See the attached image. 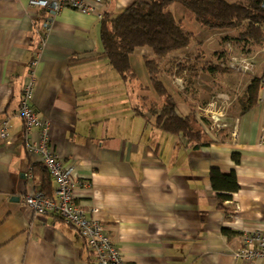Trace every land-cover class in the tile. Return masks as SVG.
<instances>
[{"label": "crops", "instance_id": "crops-1", "mask_svg": "<svg viewBox=\"0 0 264 264\" xmlns=\"http://www.w3.org/2000/svg\"><path fill=\"white\" fill-rule=\"evenodd\" d=\"M132 1L102 0L100 11L116 14ZM168 9L194 40L160 60L159 78L177 115L194 116L199 142L163 130L140 109L145 100L163 102L143 63L149 47L130 55L135 78L124 82L103 53L98 16L64 8L46 31L43 9L0 0V127L6 119L11 137L9 144L0 138V264L97 262L73 225L23 202L31 188L42 192L44 173L40 154L27 148L38 129L25 135L18 114L31 77L32 106L50 123V147L71 168L73 202L100 222L123 264H264L234 254L242 230L264 222V46L252 50V70L215 73L205 65L224 60L215 53L233 32L199 26L179 4ZM183 53L188 60L177 75L171 63ZM256 77V102L241 111L238 97ZM231 117L239 120L233 142ZM211 168L234 171L239 187L230 199L217 198ZM55 188L50 176L51 196Z\"/></svg>", "mask_w": 264, "mask_h": 264}, {"label": "trees", "instance_id": "trees-1", "mask_svg": "<svg viewBox=\"0 0 264 264\" xmlns=\"http://www.w3.org/2000/svg\"><path fill=\"white\" fill-rule=\"evenodd\" d=\"M261 1L134 0L116 14L101 13L99 40L108 63L124 82L135 78L130 55L140 47L150 48L151 55L143 56V63L151 87L163 102L157 104L145 100L140 109H147L154 114L155 123L163 130L181 134L191 142H199L203 133L194 126V116L182 118L177 115L172 96L159 78L160 60L187 47L194 40L193 33L175 18L168 7L172 4L183 6L199 26L209 30H231L233 33H227L223 40L235 46L241 54L250 55L255 47L264 46V7L261 6ZM186 58H173L171 70L174 69L177 75L181 71L180 62H187ZM226 59L227 55L219 64L206 63L205 66L216 71L215 73L232 72L233 69L227 66ZM259 84L258 77L251 78L239 95L241 111L256 102ZM233 158L238 161L235 154ZM41 167L44 170L40 182L41 190L45 195L51 196L47 191L50 175L44 166ZM209 177L211 187L219 200L230 199L239 187L234 171L222 173L217 168H211Z\"/></svg>", "mask_w": 264, "mask_h": 264}, {"label": "built area", "instance_id": "built-area-1", "mask_svg": "<svg viewBox=\"0 0 264 264\" xmlns=\"http://www.w3.org/2000/svg\"><path fill=\"white\" fill-rule=\"evenodd\" d=\"M30 5L44 10L41 26L50 29L53 16L64 8H72L84 14L101 17L100 6L102 0H28ZM33 61L32 64H35ZM227 66L234 71H250L254 66L252 55H228ZM33 78L26 81L22 90V97L18 107V114L24 122V132L28 135L33 128L38 129L36 143L27 144V148L40 154L41 162L49 175L55 180L54 196H48L40 190L31 188L23 197L24 204L36 214L54 213L66 223L73 225L85 238L87 245L96 257V264H123L120 251L104 232L100 222L95 217H88L85 210L73 202L74 181L71 168L64 165L57 154L50 147V123L40 118L33 106ZM213 117V116H212ZM214 118L215 122L219 118ZM7 120L3 119L0 127V138L5 144L11 143L7 132ZM239 120L231 117L226 123L229 140L233 142L238 134ZM95 212V208L91 209ZM235 256L245 261L264 259V222L250 229L242 230L241 245L235 251Z\"/></svg>", "mask_w": 264, "mask_h": 264}, {"label": "rangeland", "instance_id": "rangeland-1", "mask_svg": "<svg viewBox=\"0 0 264 264\" xmlns=\"http://www.w3.org/2000/svg\"><path fill=\"white\" fill-rule=\"evenodd\" d=\"M186 12L188 13V14H191L189 11H187L186 10ZM193 42V41H192ZM191 42V43H192ZM189 46V45H188ZM224 47H226L225 49H224ZM141 48V47H140ZM221 49H222V51H223V49H224V51H223V54L225 53V56L227 55V59L226 60H228V55L230 54V55H240L241 53H239L238 52V50H236L235 49V47L231 44V43H227V44H222L221 45ZM222 51L220 50V51H217L215 54H217L218 52L220 53L221 52V54H222ZM212 53H214L213 52V49H212V51L210 52H208V50H206V55H207V58L208 59H210L211 57H212ZM220 54V55H221ZM187 55V53H183L182 55H180V57L179 58H184L185 56ZM223 58H224V56H223Z\"/></svg>", "mask_w": 264, "mask_h": 264}, {"label": "water", "instance_id": "water-1", "mask_svg": "<svg viewBox=\"0 0 264 264\" xmlns=\"http://www.w3.org/2000/svg\"><path fill=\"white\" fill-rule=\"evenodd\" d=\"M261 6L264 7V0L261 1Z\"/></svg>", "mask_w": 264, "mask_h": 264}]
</instances>
